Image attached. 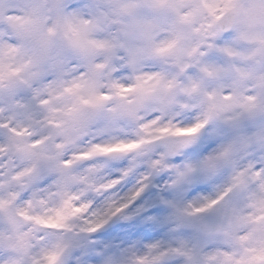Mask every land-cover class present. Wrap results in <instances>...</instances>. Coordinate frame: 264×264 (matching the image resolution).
<instances>
[{
    "label": "clouds",
    "instance_id": "9594fccd",
    "mask_svg": "<svg viewBox=\"0 0 264 264\" xmlns=\"http://www.w3.org/2000/svg\"><path fill=\"white\" fill-rule=\"evenodd\" d=\"M0 264H264V0H0Z\"/></svg>",
    "mask_w": 264,
    "mask_h": 264
}]
</instances>
